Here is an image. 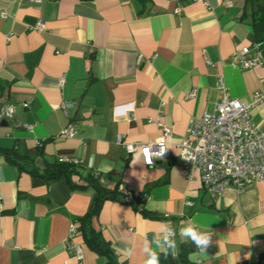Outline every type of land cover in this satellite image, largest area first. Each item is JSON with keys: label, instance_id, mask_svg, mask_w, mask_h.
<instances>
[{"label": "crops", "instance_id": "0c3cea01", "mask_svg": "<svg viewBox=\"0 0 264 264\" xmlns=\"http://www.w3.org/2000/svg\"><path fill=\"white\" fill-rule=\"evenodd\" d=\"M252 13L246 0H0V105L14 111L0 125V264L107 262L78 232L92 191L34 178L8 162L9 151L40 170L76 159L75 182L90 171L103 187H117L92 219L112 264H143L145 233L189 219L213 233L203 264H264V183L212 193L188 177L178 148L191 139L190 121L214 112L220 78L242 103L264 94V44L255 41ZM243 47L259 52L262 65L235 66ZM64 102L76 105L64 110ZM249 113L264 133V100ZM157 120L172 130L169 155L145 167L116 136L154 141ZM69 124L74 136L62 137ZM72 225L81 263L66 244ZM176 240L178 255H161L160 264H189L194 244ZM126 246L135 248L131 257L120 251Z\"/></svg>", "mask_w": 264, "mask_h": 264}, {"label": "built area", "instance_id": "2783aa9c", "mask_svg": "<svg viewBox=\"0 0 264 264\" xmlns=\"http://www.w3.org/2000/svg\"><path fill=\"white\" fill-rule=\"evenodd\" d=\"M39 2L40 0H25ZM39 22L36 29H41ZM252 52L243 47L234 54L235 66L242 70L262 65L259 52ZM250 55V56H249ZM249 56V58H246ZM219 84V97L214 112L205 113L200 119L191 120L187 134L191 139L183 140L179 145V159L189 178L196 175L201 183L212 193L220 195L227 186L242 191L249 185L264 183V133L259 132L250 116L251 106L264 100V94H255L250 103H242L229 96L222 83ZM76 103L64 102L62 109L74 108ZM26 106V105H25ZM13 108L0 105V120L13 118ZM158 137L151 142L141 144L125 143L122 135L116 136V143L122 145L128 155L139 152L145 167L156 166L169 155V139L172 130L161 124ZM31 131V127H27ZM74 128L71 124L61 131V136L72 138ZM61 163H79L76 159L59 158ZM77 232V226L70 227L66 244L76 260H83L82 246L71 238Z\"/></svg>", "mask_w": 264, "mask_h": 264}, {"label": "trees", "instance_id": "16d2710c", "mask_svg": "<svg viewBox=\"0 0 264 264\" xmlns=\"http://www.w3.org/2000/svg\"><path fill=\"white\" fill-rule=\"evenodd\" d=\"M253 6V28L255 32V41L259 45L264 44V0H246ZM10 164L16 166L20 171L29 173L32 177L44 181L60 180L69 191L91 190L92 200L89 211L82 218L78 219V232L82 236L85 245L94 253L107 259L106 264L113 263V256L107 242L104 241L101 234L92 227V219L95 217L104 201L114 200L117 196V187L108 189L102 186L99 176L94 172H87L81 178V182H75L73 176L79 175L74 164L61 163L59 161L45 163L40 170L35 167L31 161L18 155L15 151L6 153ZM183 257V256H182ZM185 262V258L183 257Z\"/></svg>", "mask_w": 264, "mask_h": 264}, {"label": "clouds", "instance_id": "9594fccd", "mask_svg": "<svg viewBox=\"0 0 264 264\" xmlns=\"http://www.w3.org/2000/svg\"><path fill=\"white\" fill-rule=\"evenodd\" d=\"M177 234L184 241L194 244L195 250L187 256L189 264H203L207 257V249L212 243V231L189 219L182 222L177 229L170 222H162L151 238L145 233L141 243V251L145 256L143 264H160L161 255L176 257L178 255ZM125 256L134 254V246H126L121 249Z\"/></svg>", "mask_w": 264, "mask_h": 264}, {"label": "water", "instance_id": "95a60500", "mask_svg": "<svg viewBox=\"0 0 264 264\" xmlns=\"http://www.w3.org/2000/svg\"><path fill=\"white\" fill-rule=\"evenodd\" d=\"M0 125H6V120H2L1 122H0ZM158 163H160V162H158ZM157 163V164H158Z\"/></svg>", "mask_w": 264, "mask_h": 264}]
</instances>
